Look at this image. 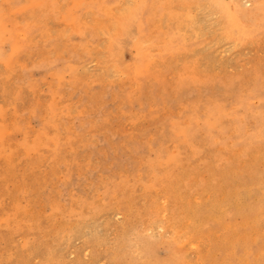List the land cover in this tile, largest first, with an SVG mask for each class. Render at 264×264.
Here are the masks:
<instances>
[{
	"label": "rangeland",
	"instance_id": "obj_1",
	"mask_svg": "<svg viewBox=\"0 0 264 264\" xmlns=\"http://www.w3.org/2000/svg\"><path fill=\"white\" fill-rule=\"evenodd\" d=\"M0 264H264V0H0Z\"/></svg>",
	"mask_w": 264,
	"mask_h": 264
}]
</instances>
